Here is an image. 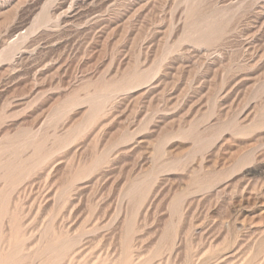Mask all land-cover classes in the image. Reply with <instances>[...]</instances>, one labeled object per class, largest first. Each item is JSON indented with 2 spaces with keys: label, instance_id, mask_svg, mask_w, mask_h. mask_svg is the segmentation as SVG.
Returning <instances> with one entry per match:
<instances>
[{
  "label": "rangeland",
  "instance_id": "obj_1",
  "mask_svg": "<svg viewBox=\"0 0 264 264\" xmlns=\"http://www.w3.org/2000/svg\"><path fill=\"white\" fill-rule=\"evenodd\" d=\"M0 264H264V0H0Z\"/></svg>",
  "mask_w": 264,
  "mask_h": 264
},
{
  "label": "bare ground",
  "instance_id": "obj_2",
  "mask_svg": "<svg viewBox=\"0 0 264 264\" xmlns=\"http://www.w3.org/2000/svg\"><path fill=\"white\" fill-rule=\"evenodd\" d=\"M67 242V241H66ZM3 261V260H2Z\"/></svg>",
  "mask_w": 264,
  "mask_h": 264
}]
</instances>
